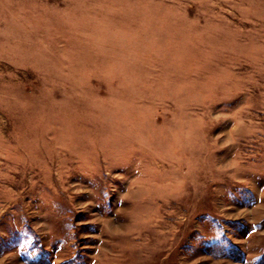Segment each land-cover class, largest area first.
I'll use <instances>...</instances> for the list:
<instances>
[{"label": "rangeland", "instance_id": "rangeland-1", "mask_svg": "<svg viewBox=\"0 0 264 264\" xmlns=\"http://www.w3.org/2000/svg\"><path fill=\"white\" fill-rule=\"evenodd\" d=\"M0 264H264V0H0Z\"/></svg>", "mask_w": 264, "mask_h": 264}]
</instances>
